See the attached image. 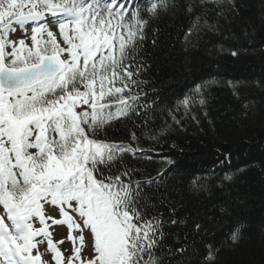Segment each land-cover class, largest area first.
<instances>
[{
    "label": "snow or ice",
    "instance_id": "snow-or-ice-1",
    "mask_svg": "<svg viewBox=\"0 0 264 264\" xmlns=\"http://www.w3.org/2000/svg\"><path fill=\"white\" fill-rule=\"evenodd\" d=\"M211 3L146 0V11L158 15L179 9L189 17L198 15L206 29L218 30V22L196 13ZM232 7L234 0H224L216 15ZM144 11L140 0H0V264H39L41 255L32 252L42 241L35 238L49 237V232L46 226L35 228L33 221L45 224L44 204L59 206L65 220L47 219L67 221L68 239L74 244L78 239L88 253L83 259L74 246L75 256L68 257L49 238L55 264L62 257L68 264L74 258L81 264H164V254L156 252L162 221L148 216V190L164 174L136 179L138 170L125 165V154L135 157L144 150L98 138L112 120L148 116L139 109L149 105L141 104L134 91L142 83L143 64L136 52L149 23ZM29 26L30 44L25 38L10 39L17 27L27 36ZM197 31V24L190 25L185 41ZM190 103L185 97L178 108L187 110ZM81 106L86 107L78 111ZM131 139L138 143L136 132ZM65 206L80 218L76 238ZM240 232L235 227L230 239L236 242ZM208 248L205 264L214 259ZM185 251L170 248L169 264Z\"/></svg>",
    "mask_w": 264,
    "mask_h": 264
},
{
    "label": "trees",
    "instance_id": "trees-1",
    "mask_svg": "<svg viewBox=\"0 0 264 264\" xmlns=\"http://www.w3.org/2000/svg\"><path fill=\"white\" fill-rule=\"evenodd\" d=\"M223 2L197 7V14L219 24L208 30L196 14H148L140 0L149 23L136 52L143 69L134 91L149 105L139 109L148 116L112 120L98 133L107 142L144 150L125 154V165L138 170L136 179L164 174L148 190V216L162 221L156 252L164 254V264L168 250L177 247L186 251L171 264H205L209 245V264H264V0H234L226 15L217 16ZM192 24L199 31L186 42ZM185 97L191 101L187 110L178 108ZM235 227L241 232L233 242Z\"/></svg>",
    "mask_w": 264,
    "mask_h": 264
},
{
    "label": "rangeland",
    "instance_id": "rangeland-1",
    "mask_svg": "<svg viewBox=\"0 0 264 264\" xmlns=\"http://www.w3.org/2000/svg\"><path fill=\"white\" fill-rule=\"evenodd\" d=\"M28 34L25 36L24 32L19 28L15 33L10 35L11 40L18 41L21 38H25L26 42L29 44L31 30L28 27ZM10 50V49H9ZM67 214L72 217L73 228L71 229V235L73 238L78 237L81 232L75 225L81 224L80 218L75 215L72 208H65ZM44 215H45V224L41 225L39 220H34L33 225L35 228L47 227L49 232V237L38 236L35 239L37 241H42V243H38L37 247L33 249L32 254L35 256L37 253L41 255V261L39 264H55L53 259L54 253L48 249L47 240L50 238L53 241L54 247L61 253H66L68 257H74L75 254L73 252L74 246L81 249V256L83 259H87L88 253L85 251L86 245L82 246L78 239H75V244L72 240L68 239L69 236V228L68 222L65 223H54L53 220L47 219L48 217L54 218L55 221L62 220V216L60 215L59 209L51 204H44ZM65 220V219H64ZM63 241V243H60ZM81 263L79 259H73V264ZM60 264H68V260L65 257H62Z\"/></svg>",
    "mask_w": 264,
    "mask_h": 264
}]
</instances>
